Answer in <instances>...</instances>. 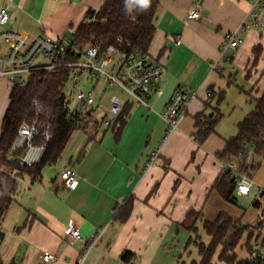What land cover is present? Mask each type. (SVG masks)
<instances>
[{
  "label": "crops",
  "instance_id": "0c3cea01",
  "mask_svg": "<svg viewBox=\"0 0 264 264\" xmlns=\"http://www.w3.org/2000/svg\"><path fill=\"white\" fill-rule=\"evenodd\" d=\"M102 1L0 0V8L10 13L4 28L53 37L74 34L85 11L99 8ZM251 7L252 0H160L147 54L163 66L161 93L149 96L148 106L127 101L119 121L117 117L110 127L103 120L110 99L118 96L106 88L95 94L98 81L91 82L85 72L76 76L81 89L92 93L91 116L83 118L84 129L72 132L58 160L45 165L38 179L24 174L17 180L21 209L16 208L17 188L1 221V264H75L83 253L80 264H119L124 250L135 256L134 264H188L199 259L190 242L195 234L181 223L189 210L200 211L201 220L210 221L225 210L210 190L222 171L215 154L236 135L237 125L254 108L252 98L264 90V10L253 16ZM192 8L198 10V19L187 18ZM241 25L242 42L234 56L218 61L224 36ZM255 47L261 51L253 65ZM179 87L197 91V97L178 129L163 142L166 123L161 113ZM10 88L9 80L0 78V125ZM221 92L223 99L217 104ZM213 110L221 117L214 132L198 145L194 117ZM161 143L157 160L146 167ZM65 167L78 176L73 190H65L58 177ZM250 175L248 194L236 196L252 203L230 217L250 226L251 237H257L264 235L259 231L264 227V152L252 156ZM127 201L129 216L119 223L115 216ZM201 220L195 225L199 236ZM69 221L83 240L97 235L91 249L85 252L82 240L66 243L63 231ZM249 231L240 240L243 246ZM201 239L209 242L208 236ZM44 251L56 260L42 262ZM247 256L246 251L243 259Z\"/></svg>",
  "mask_w": 264,
  "mask_h": 264
},
{
  "label": "trees",
  "instance_id": "16d2710c",
  "mask_svg": "<svg viewBox=\"0 0 264 264\" xmlns=\"http://www.w3.org/2000/svg\"><path fill=\"white\" fill-rule=\"evenodd\" d=\"M159 1L151 0L150 7L146 11H141L134 3L126 5V0H103L99 8H88L85 11L83 20L73 34V42L79 48H84L87 44H97L101 50L113 46L124 55L137 51L147 53L154 33L153 20ZM200 1L202 0H197V3ZM128 8L130 11L126 10ZM260 51L259 47L253 49V65L257 62ZM68 74L69 70L65 68L49 73L43 71L30 73L24 84L11 85L9 90V101L0 125V246L4 238L1 221L17 192V180L24 174L30 175L33 180L38 179L45 165H52L58 160L72 132L85 127L84 119L79 118L76 111L69 108V101L60 93ZM222 99L223 92L217 96V104ZM32 100H36L43 107L44 113L49 116L52 138L47 143L39 163L32 166H20L15 161L7 160L6 155L21 122L34 117ZM252 101L254 108L237 125L236 135L215 154L219 162L225 164L232 161L240 171L247 168L246 154L248 152L253 155L264 152V90L258 97L252 98ZM126 105L123 106L121 112ZM90 113L89 111L86 117L91 116ZM120 115L117 118L118 121ZM220 117L217 110H213L210 115L201 114L194 117L198 145L214 132ZM3 166L8 167L10 173L1 171ZM235 189L234 179L223 170L210 188L223 201L231 204L236 203ZM130 210L131 206L127 201L117 212L116 221L124 222ZM200 214V211L189 210L181 225L192 231L193 227L196 228ZM201 221L202 229L209 237V242L206 245L195 244L199 261L192 260L189 264H211V258L218 248H220L219 261L226 264L246 262V259L237 261L234 250L239 245L244 232L250 230V226L240 225L239 220H233L224 212L218 213L211 221ZM259 225H254V227L258 229ZM230 229H233V233L228 235ZM250 233L249 231L246 245H249ZM119 259L134 264L132 261L135 260V256L130 251L124 250Z\"/></svg>",
  "mask_w": 264,
  "mask_h": 264
},
{
  "label": "built area",
  "instance_id": "2783aa9c",
  "mask_svg": "<svg viewBox=\"0 0 264 264\" xmlns=\"http://www.w3.org/2000/svg\"><path fill=\"white\" fill-rule=\"evenodd\" d=\"M264 10V0H252V15L256 11ZM188 19H198L200 14L197 9L187 11ZM10 13L6 7L0 8V78H6L11 85H22L28 75L34 72H52L60 69H68L69 74L60 93L65 95V89L70 83L74 84L78 73L85 72L88 79L96 83L101 78L110 84L117 86L124 97H112L110 99L109 113L104 118V126L110 127L118 117L123 105L127 101L148 106V97L161 93L160 78L163 74V66L155 63L147 53L134 52L129 55L120 53L115 47L108 46L101 50L97 44H87L79 48L70 35H55L46 37L42 33L30 35L20 30L4 28L8 23ZM255 22L253 19L252 23ZM244 31V25L228 32L220 45L218 61H229L239 48L242 40L239 33ZM179 43V41H177ZM110 71L107 70V68ZM217 67V62L211 65V70ZM210 96V93H207ZM197 91L177 88L169 97L161 113L166 123L163 142L178 129L179 123L187 114L191 103L196 99ZM76 107L73 109L79 118L83 119L91 110L94 99L91 91L80 90L75 93ZM34 117L31 120L21 122L10 149L6 155L9 161H15L20 166H32L39 163L52 138L51 121L44 113L43 107L36 101H31ZM162 143L151 153L146 167L157 160ZM253 154H246V170L240 171L234 162L222 163V170L227 171L229 177L234 179L236 195H247L252 184L251 158ZM63 188L67 191L77 187L79 179L73 168L65 167L59 174ZM79 230L72 221H69L63 231V239L68 244L77 240L84 241L85 252L92 248L97 241V235L90 240H83ZM248 256L243 264H264V237L256 238L249 243ZM84 257L81 254L75 264H80ZM42 262L56 260V256L44 251ZM119 264H129L121 261Z\"/></svg>",
  "mask_w": 264,
  "mask_h": 264
},
{
  "label": "rangeland",
  "instance_id": "374dc122",
  "mask_svg": "<svg viewBox=\"0 0 264 264\" xmlns=\"http://www.w3.org/2000/svg\"><path fill=\"white\" fill-rule=\"evenodd\" d=\"M71 35V34H70ZM71 37H73V34L71 35ZM107 68V67H106ZM108 71H110V69L107 68ZM80 75V73H78L77 77ZM80 84H77V81H75L74 84L70 83L69 85H67L66 89H65V95H66V99L69 101L68 103V106L70 109H74L76 107V102H75V93L82 90L80 87ZM87 86H85V88H87ZM104 88H106V92L107 93H115V95H117L118 97H124V93L115 85H112L110 84L106 79L104 78H101L100 80H98V85L95 89V94L99 93L100 91H103ZM94 94V95H95ZM7 99V95L5 96V100ZM100 115V113L98 114ZM99 117V116H98ZM98 122L100 123V121L98 120ZM1 171H3L4 173H10V170L8 167H1ZM18 191H19V194L18 196L16 197V208L17 209H21V181H19V185H18ZM212 195H215L221 202H222V206L223 208L226 210H221L220 212H224L226 214H228L229 216L232 217V215H230V213L234 212L235 213H238V212H242L243 210H246L249 205L252 203L251 201L249 200H246L245 198H242V197H238L236 196V203L235 204H231V203H227L225 201H223L214 191H212L211 193ZM209 205L213 206L215 205V203L213 201H210L209 202ZM215 207V206H214ZM199 221L201 220L202 218V215L200 214V217H199ZM234 218V217H232ZM235 220V219H233ZM197 223V222H196ZM259 231L264 234V227L262 228H259ZM192 232L195 234L194 238H192L190 240V242L195 245V244H208V242L206 243L205 241H203L201 238L202 237H207L206 234L202 231V233L200 234V236L197 234V229L196 228H192ZM230 233H233V229H230L229 232H228V235ZM247 236V234H246ZM264 237V235H258L257 237H251L250 240H249V243H252L256 238H262ZM196 246V245H195ZM246 251H250L249 249V245H241V242L240 244L236 247V249L234 250V253H235V256H236V260H241L244 258L245 254H246ZM220 252V248H218L215 252V254L212 256L211 258V264H226L225 262L223 261H219V258H218V254ZM195 261H199L198 260H195ZM191 262V261H190ZM189 262V263H190ZM188 263V264H189Z\"/></svg>",
  "mask_w": 264,
  "mask_h": 264
},
{
  "label": "clouds",
  "instance_id": "9594fccd",
  "mask_svg": "<svg viewBox=\"0 0 264 264\" xmlns=\"http://www.w3.org/2000/svg\"><path fill=\"white\" fill-rule=\"evenodd\" d=\"M133 3L139 6L141 11H146L151 5V0H126V5H131ZM126 10L130 11V8Z\"/></svg>",
  "mask_w": 264,
  "mask_h": 264
}]
</instances>
